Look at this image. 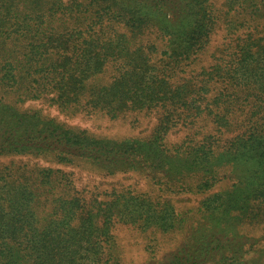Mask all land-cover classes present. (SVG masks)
Instances as JSON below:
<instances>
[{"label": "trees", "instance_id": "16d2710c", "mask_svg": "<svg viewBox=\"0 0 264 264\" xmlns=\"http://www.w3.org/2000/svg\"><path fill=\"white\" fill-rule=\"evenodd\" d=\"M5 158L0 264H137L122 226L141 264H264V0H0Z\"/></svg>", "mask_w": 264, "mask_h": 264}, {"label": "rangeland", "instance_id": "374dc122", "mask_svg": "<svg viewBox=\"0 0 264 264\" xmlns=\"http://www.w3.org/2000/svg\"><path fill=\"white\" fill-rule=\"evenodd\" d=\"M224 32L225 31L220 32V34L217 36L214 43H216L217 41L220 43H223V33ZM163 40H160L158 42L159 45L162 44L161 47L164 45ZM30 104H34V106L36 107H39L42 105L39 102H35V103L28 102L27 105L25 106H28ZM48 112L56 114L54 109H50V111ZM79 119H77L76 122H80L83 126L91 127L93 129H96L102 132L103 131L108 132L111 135H125V134H134V133H138L139 135H141L142 133L147 131L146 128L148 127L147 125H145V123H147L148 121L142 118H141V121L139 120L138 125H135V129H133L132 132L131 130H129L130 128L128 125L121 124L124 121H120V120L113 121L108 117H104L103 119H98V120H93V121L90 118H85L83 120H79ZM181 135L182 134H179L178 137L180 138ZM10 159L11 158H5V159H1L0 161L4 162ZM67 169L75 170L74 168H70V167ZM123 178L125 179V180L123 179L125 183L129 182V176H124ZM117 180L118 179H115V178H105L104 176H101L97 173H93L90 171L77 170V182H76L77 187L82 188V189L91 190V189H94L95 187H100L102 190L104 189L106 190V189H109ZM138 182L141 185L145 184L144 180L140 181V179L136 177L131 178L130 183L138 184ZM199 198L202 200V197H199ZM175 201L182 203L183 206L189 205V206L194 207L195 205H197V201L199 200L190 201V203H186V201H184L183 198H177L175 199ZM117 234L119 236L122 246L124 247L123 256H125V259L128 262L141 264V263H144L149 258V254H151V252L150 251L148 252V248H149V245L151 244L152 239L148 238L147 234H142L136 231L129 230L128 227H125V226L118 228ZM251 234L256 235V236L264 234V225L261 227L258 226L256 229L252 231ZM174 244H175L174 238L168 237L167 239L164 240L161 237L159 239V243L156 242V248L154 247V249L157 250L155 252L158 254L159 257H161L163 254L167 253L170 249H172ZM257 247L261 248L262 245L260 244Z\"/></svg>", "mask_w": 264, "mask_h": 264}]
</instances>
